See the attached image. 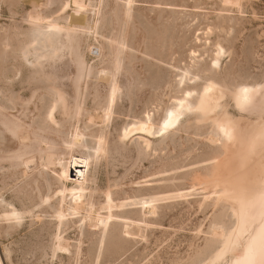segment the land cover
Listing matches in <instances>:
<instances>
[{
    "label": "rangeland",
    "instance_id": "obj_1",
    "mask_svg": "<svg viewBox=\"0 0 264 264\" xmlns=\"http://www.w3.org/2000/svg\"><path fill=\"white\" fill-rule=\"evenodd\" d=\"M85 1L0 0V264H209L237 228L214 167L245 157V176L233 183L263 204L212 263L234 264L264 226V0ZM46 21L59 33L44 30ZM210 82L221 96L214 109L192 108L161 130L170 109L194 105ZM240 88L256 90L245 106L234 102ZM144 121L148 131L122 139ZM225 125L249 147L244 154H226ZM47 154L87 157L79 212H70V191L85 168L70 167L63 180L58 162L42 164ZM107 191L101 232L87 214H108ZM149 197L158 201L145 215L139 201ZM134 223L140 235L123 234Z\"/></svg>",
    "mask_w": 264,
    "mask_h": 264
},
{
    "label": "bare ground",
    "instance_id": "obj_2",
    "mask_svg": "<svg viewBox=\"0 0 264 264\" xmlns=\"http://www.w3.org/2000/svg\"><path fill=\"white\" fill-rule=\"evenodd\" d=\"M72 2H73V5L75 4L78 8H81V7L83 8L86 5L85 0H72ZM225 2L232 4V5H237V6L239 5L238 0H226ZM31 17H32L31 18L32 21H36V22L38 21L39 22V20H40L39 17H36V16L35 17L31 16ZM60 27L61 26L59 25V23L52 22V21H46L43 24L44 30H46V31L48 30V31L54 32V33H55V31L57 32V30H59ZM64 27L66 29L69 28L68 26H64ZM57 33H59V31ZM64 34L67 36L68 33L67 34L64 33ZM46 40H47L46 42H50L52 39L47 38ZM214 59L216 60V58H214ZM115 89L116 88L114 85L110 86L109 94H108V104H107L108 108L107 109H109V107L112 106L111 102H112V99L114 97L113 94H114ZM255 92H256V90H252L250 88H240V89L236 90L234 95H233L235 104L238 106H245V105L249 104L251 102ZM219 97H221V96H219V93L217 92V89L214 86V84L211 82L207 83L204 87H202L200 95H199V97H198V99L194 105L193 104L190 105L185 100H180L172 109H170L167 112V114L163 120V123H161L162 124L161 130L167 129L169 126H171L175 122V120L183 112H186L192 108H196L197 110H200L202 114H204L205 112L211 111V109L215 108L216 103H217L216 101L219 100ZM56 99L58 102H60V103L62 102V97L59 94L57 95ZM108 113L109 112L106 111L104 113V116L105 117L109 116L110 114L108 115ZM218 124L220 125V123H217L216 125H218ZM149 128H150L149 122L144 121V122L140 123V125L137 126L136 128H132V127L125 128V130H123L121 132V137H122V139H125L127 137V135L134 130L148 131ZM219 131H220V129H219ZM221 132L224 134L225 139H226V143H225L226 145H224L226 154H228L229 152L231 153V154L229 153L230 155L237 154L242 149H244V148L248 149L249 148L248 146L241 145V142H239V140H236V137H235L236 135H235V132L233 131V127L225 125L221 129L220 133ZM25 138H27V137H24L22 139H25ZM100 138L101 137H99V142H100ZM78 142H79V137L73 136L72 139L67 144V149H69L68 151H70L72 153L73 152V150H72L73 146L77 145ZM241 154H244V152L243 153L241 152L240 155ZM81 157H83V158H81ZM81 157H77L75 161L73 159L72 160L69 159L66 162H61L60 159L56 158L52 154H47L44 157V162L42 163L43 165L47 166V165H54L56 162H58V164L60 165L59 176L63 180H66L68 178V171H69L70 167H72L71 171L73 169L75 173H79L78 168H85V175H84L83 182H78V185L75 186L70 191L71 205L69 206V209H70V212L72 214L77 213L83 209L82 197L84 196V192H83L84 181H87V179H89L86 175L88 165H89L87 157H84V156H81ZM229 159L231 160V157ZM229 159H227L228 161H226V162H221L220 164L215 165L214 172H213L212 176H213V178L214 177L216 178L217 182L221 186L220 190H221L223 199L230 202L232 207L235 209L234 212L236 215V223H237L236 227L237 228H236V232L234 235H230V237L225 238L224 244H223L224 246L222 245L223 248H221V250L222 249L223 250L221 252L219 250L218 254L216 253L215 256L213 255L214 256L213 260H212V262L210 261L209 264H212V263H214L213 261L218 260L227 250H229V251L231 250L230 249L231 246L233 244H235V242H237L239 235L244 230V227L258 213L257 211H259L260 206L263 204L262 203L263 198L261 195L254 194L253 195L254 197L251 198L253 200L249 201L248 197L250 194L246 191L245 192L238 191V189H243V187L239 186L238 184L233 183L236 181L243 180V178L245 176V171L243 169V167L246 163V161H244L245 159L243 160L240 158L241 160H239V161L234 160L233 162L230 161ZM24 162H26V161H24ZM31 162H32V160H31ZM197 179H194V181H196V183L198 182L200 184L201 179H198V181H197ZM229 183L233 184L234 188H236L237 191H234L233 188L228 190L227 187H228ZM63 196H64V194H62L61 208L59 210L57 217H61L62 214L65 213ZM177 196H182V194L175 195L174 197H177ZM156 201H158V198H155V197L141 198L140 199L139 203L145 206V208H144V214L145 215L155 214L154 203ZM231 201H233V202H231ZM105 205H106V209H107V213H108L105 217H100V216H98V214H95V215H90L91 213L87 214V216L90 217V225L94 228L101 227V232H103L105 230L106 224L110 218V214H109L110 212L109 211H110V207H111V201H110V196H109L108 191L105 192ZM10 216H12L13 218H17V214L14 211L11 212ZM122 230H123L122 231L123 234L129 235V236H134V235L139 236L140 232H141L140 227L135 223L132 225L126 224ZM211 234L215 237L217 236L220 238L223 236V231L218 230V229H211ZM227 236H229V235H227ZM58 245L61 249H65V247H66V244H64L61 241H59ZM263 245H264V226H263V229H260V231H258L257 236L255 237L253 243L248 245V247H246V249L242 250L241 254H239L237 256L234 264H261V261L264 260V251H262ZM257 254L260 255V256L258 255L259 258H257Z\"/></svg>",
    "mask_w": 264,
    "mask_h": 264
},
{
    "label": "snow or ice",
    "instance_id": "obj_3",
    "mask_svg": "<svg viewBox=\"0 0 264 264\" xmlns=\"http://www.w3.org/2000/svg\"><path fill=\"white\" fill-rule=\"evenodd\" d=\"M261 264H264V260L261 261Z\"/></svg>",
    "mask_w": 264,
    "mask_h": 264
}]
</instances>
